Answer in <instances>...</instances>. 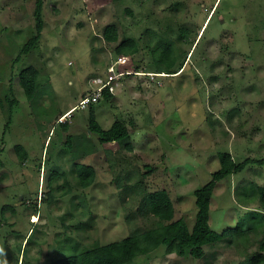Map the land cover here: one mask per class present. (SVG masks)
<instances>
[{
	"label": "rangeland",
	"instance_id": "374dc122",
	"mask_svg": "<svg viewBox=\"0 0 264 264\" xmlns=\"http://www.w3.org/2000/svg\"><path fill=\"white\" fill-rule=\"evenodd\" d=\"M34 8L35 0H0V264H47L146 230L159 218L145 196L164 188L174 219L192 226L194 192L220 168L221 152L238 162L264 157V0H45L42 38L17 60L33 34ZM110 24L118 27L116 42L105 37ZM125 37L137 40L139 52H116ZM184 62L176 74H145ZM29 65L39 70L32 100L19 83ZM109 66L130 72L113 82L111 98L72 110L65 129L61 115L107 79ZM92 109L106 129L122 121L129 137L101 143ZM81 163L96 171L88 187L79 182ZM55 171L66 176L50 185ZM261 185L259 163L219 181L212 228L264 215L259 191L251 190ZM51 188L52 200H43ZM6 204L15 210L4 212ZM263 239L264 227L247 243L222 238L201 258L162 245L130 264H249Z\"/></svg>",
	"mask_w": 264,
	"mask_h": 264
},
{
	"label": "trees",
	"instance_id": "16d2710c",
	"mask_svg": "<svg viewBox=\"0 0 264 264\" xmlns=\"http://www.w3.org/2000/svg\"><path fill=\"white\" fill-rule=\"evenodd\" d=\"M44 2L45 0H35L33 34L23 45L16 58L17 60H20L23 54L33 51L42 38L45 25ZM105 37L111 42L119 40V30L116 24H110L106 27ZM168 44L167 54L172 49L171 43ZM115 50L120 55H133L139 52L140 47L137 40L132 37H125L116 46ZM184 64L185 62L177 70H174V63L164 67H160V65L158 71L154 72L174 74L179 72ZM38 79L39 70L33 65L25 67L19 74L20 86L31 100L37 93ZM114 95L115 93L109 87L104 89V98H111ZM5 99L10 103L11 107L18 102L11 94H6ZM89 120L92 131L99 135L101 143L114 141L121 143L129 137L128 127L120 120L115 121L110 128L106 129L97 121L93 109ZM60 123L65 129L69 127L67 121ZM7 124H10V118ZM72 139V135H68V145L69 143L72 145L70 142ZM126 146L128 149L132 148L131 143H126ZM16 149L21 160H25L28 157V152L23 145L17 144ZM250 163L264 164V157L259 159L247 157L243 161L238 162L231 152L224 151L220 153V168L212 173V178L207 183L197 188L194 192L197 212L192 226L189 225L184 217L174 219L175 205L169 191L165 188L159 189L148 192L145 196V204L149 207L151 214L159 218L154 226L142 231L134 230L128 236L106 244L95 243L81 253L63 256L47 264H130L138 256L149 254L162 245H166L168 250L174 251L178 255H190L195 258H201L205 254L206 245L217 242L222 238L231 237L237 242L247 243L250 232L259 231V229L264 227V215H258L257 212L248 213L245 218L237 222L235 227H228L222 232H218L210 224V210L218 182L225 179L228 175L241 173ZM76 167L81 185L84 187L90 186L96 175L95 168L83 163ZM55 176L58 178L66 175L55 171L53 176L51 175L48 179L50 185L55 181ZM66 182L67 180L65 179L64 183ZM53 190V188L49 189L47 192L48 197L43 198V200H52L54 196ZM251 190L253 193L259 191L262 209H264V185L257 187V189L256 187L254 189L251 187ZM13 208V205L6 204L3 210L5 212ZM165 220L169 222H165ZM249 264H264V239L259 244L258 249L249 257Z\"/></svg>",
	"mask_w": 264,
	"mask_h": 264
},
{
	"label": "built area",
	"instance_id": "2783aa9c",
	"mask_svg": "<svg viewBox=\"0 0 264 264\" xmlns=\"http://www.w3.org/2000/svg\"><path fill=\"white\" fill-rule=\"evenodd\" d=\"M109 75L107 79H98L99 84L95 88V90L87 95H84L80 98L79 102L73 106L69 111H67L62 117H60L61 122H66L68 115L72 113V110H74L77 107H82V108H88L92 104L97 103L103 96H104V89L109 87L113 91L112 84L114 81L120 79L123 75L130 71H120L117 73H113L115 71L113 66H109ZM146 75H150L152 78L156 77L157 75H162L163 73H156V72H145ZM115 86V84H114ZM114 92V91H113Z\"/></svg>",
	"mask_w": 264,
	"mask_h": 264
},
{
	"label": "clouds",
	"instance_id": "9594fccd",
	"mask_svg": "<svg viewBox=\"0 0 264 264\" xmlns=\"http://www.w3.org/2000/svg\"><path fill=\"white\" fill-rule=\"evenodd\" d=\"M162 73H163L162 75H172V74H173V73H172V74H168V73H166V72H162ZM174 74H176V73H174ZM114 93H115V92H114ZM68 111H69V110H68ZM66 112H67V111H66ZM66 112H65V113H66ZM65 113H64V114H65ZM64 114H62L61 117H62Z\"/></svg>",
	"mask_w": 264,
	"mask_h": 264
},
{
	"label": "bare ground",
	"instance_id": "6f19581e",
	"mask_svg": "<svg viewBox=\"0 0 264 264\" xmlns=\"http://www.w3.org/2000/svg\"><path fill=\"white\" fill-rule=\"evenodd\" d=\"M143 73V72H142ZM36 220L38 219V218H35Z\"/></svg>",
	"mask_w": 264,
	"mask_h": 264
},
{
	"label": "crops",
	"instance_id": "0c3cea01",
	"mask_svg": "<svg viewBox=\"0 0 264 264\" xmlns=\"http://www.w3.org/2000/svg\"><path fill=\"white\" fill-rule=\"evenodd\" d=\"M201 33V32H200ZM150 72V71H149ZM96 80V79H95Z\"/></svg>",
	"mask_w": 264,
	"mask_h": 264
}]
</instances>
